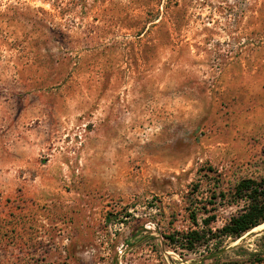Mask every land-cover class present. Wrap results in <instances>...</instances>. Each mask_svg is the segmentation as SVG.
<instances>
[{"label":"rangeland","instance_id":"1","mask_svg":"<svg viewBox=\"0 0 264 264\" xmlns=\"http://www.w3.org/2000/svg\"><path fill=\"white\" fill-rule=\"evenodd\" d=\"M208 168L264 175V0H0V264H264L166 239Z\"/></svg>","mask_w":264,"mask_h":264},{"label":"trees","instance_id":"2","mask_svg":"<svg viewBox=\"0 0 264 264\" xmlns=\"http://www.w3.org/2000/svg\"><path fill=\"white\" fill-rule=\"evenodd\" d=\"M208 174L194 184L189 193V220L195 228L174 231L165 236L173 247L194 252L201 247L208 248L209 256L216 257L227 239L235 240L243 233L264 223V175L243 177L226 184L220 172L208 168ZM205 183V184H203ZM203 185L206 189L202 190ZM235 206L220 227L212 226L217 219L219 207ZM258 255V252H251Z\"/></svg>","mask_w":264,"mask_h":264}]
</instances>
